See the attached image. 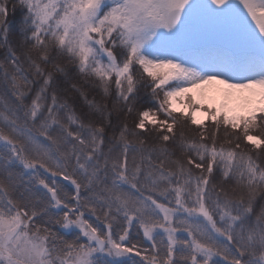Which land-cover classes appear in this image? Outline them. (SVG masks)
Wrapping results in <instances>:
<instances>
[{
    "label": "snow or ice",
    "instance_id": "6c2138e0",
    "mask_svg": "<svg viewBox=\"0 0 264 264\" xmlns=\"http://www.w3.org/2000/svg\"><path fill=\"white\" fill-rule=\"evenodd\" d=\"M9 11L0 264H264V167L241 149H264V0H12L18 27Z\"/></svg>",
    "mask_w": 264,
    "mask_h": 264
},
{
    "label": "trees",
    "instance_id": "16d2710c",
    "mask_svg": "<svg viewBox=\"0 0 264 264\" xmlns=\"http://www.w3.org/2000/svg\"><path fill=\"white\" fill-rule=\"evenodd\" d=\"M8 19H9L10 22H13V24L16 27H18V22L20 21V17L18 18L17 15H13L12 13L9 12ZM17 36H18V33L14 32L9 37L10 42H12L13 45H17V43H16L17 42L16 40L18 38ZM3 51H4L3 49H0V59H3ZM25 67H27V65H25ZM84 90L89 93L88 98L90 100L91 99H96L98 102H101V97L103 96V93H102V91L99 88H95V89L89 90V87H85ZM77 96H78V94H77ZM141 96L147 98L146 94L141 93ZM30 99H31V95L28 97V102H30ZM106 102L109 104V108H111L112 99L111 98H107ZM69 103L73 104V107H74L77 115H80L82 117V119H84L85 122L87 123L88 122L87 121V118L84 117L83 114L85 112H88L89 109H88L87 105L84 103V101L82 99H78V100H76L75 103H73V101L70 100ZM137 108H138V105H137ZM131 116H133L134 119H135L136 113L135 112L132 113ZM127 117L129 119V116H127ZM111 119H112V123L113 124H116L117 123L115 117H112ZM122 119H124L123 114H122ZM134 119L132 120V124H129V127L130 128L133 126ZM115 134L118 135V129H117V131H116ZM257 134L258 135L264 134V130H262L261 132H258ZM112 135H113V129L111 127L106 128V132H105L106 138L111 137ZM217 146H219V145L217 144ZM169 147L172 148L173 145L170 143L169 144ZM241 149L242 150H246L245 148H241ZM261 150H263V149H261ZM238 151H240V150H238ZM175 152H176V155L177 156L180 155L178 148H175ZM252 156H253L254 159L257 160V163H259L261 165V167H264V157L258 156V159H257V155H252ZM194 171L196 172V174H199L198 170H195L194 169ZM220 180H221V173L218 170H214L213 177H212V182L213 183H216V184H219L220 183ZM233 184H234V181H231L230 180V181H228V182H226L224 184V187L226 189L230 190ZM262 203H264V193H262L261 196L257 198V202H256V206H255V210L256 211H259V208H260V206H261ZM94 219L95 218L93 217V220ZM131 231H132V235H133V238L134 239H140V238H142V235H143L142 232H141L140 236L137 237V236H135V230L133 229Z\"/></svg>",
    "mask_w": 264,
    "mask_h": 264
},
{
    "label": "rangeland",
    "instance_id": "374dc122",
    "mask_svg": "<svg viewBox=\"0 0 264 264\" xmlns=\"http://www.w3.org/2000/svg\"><path fill=\"white\" fill-rule=\"evenodd\" d=\"M11 3H12V0H9V9H10V13H12V11H11ZM15 15H17V17L19 18L20 17V19H21V16H20V12L19 11H17L16 13H15ZM18 37V36H17ZM18 39V38H17ZM17 41V40H16ZM17 43V42H16ZM206 87H208L209 89H214V87H213V85H208V86H206ZM85 91V90H84ZM141 93H143V94H146V96H147V98L146 99H150V96H151V94H150V92L148 93H145L143 90H141ZM149 94V95H148ZM149 105L147 104V103H145L143 100L141 101V103L140 104H138V109H140V110H143V107H148ZM177 107H180V105H177ZM86 110V109H85ZM197 118L198 119H202V120H204L205 121V125H206V127H207V129H208V133L210 134L211 133V131H212V126H211V122L210 121H208L201 113H197ZM134 119V117L133 116H131V115H129V119H128V117H126V122L128 123V125L129 124H132V120ZM181 130H183L184 131V133H185V136L187 137V138H189V139H191V138H197L198 139V132L200 131L198 128H197V126H195V125H191V123H190V121L189 122H186V124H185V126H183V128H181V126H178L177 127V129H176V131H177V133H179ZM262 130H264V129H259V130H257V131H255V132H253L252 134L253 135H258L257 133L258 132H261ZM229 131H231L230 129H229ZM223 133H224V129L223 128H221V131H220V133L218 134V138H217V144L219 145L220 143H222L223 142V140H224V135H223ZM209 143L211 142L210 140L208 141ZM226 147H228V145H225ZM241 148H245L246 150H243V151H246V152H249L250 154H252V155H257V156H261V157H264V149L263 150H255V149H253L252 148V146L251 145H248V144H246L245 142H241ZM178 150H179V153H180V149L178 148Z\"/></svg>",
    "mask_w": 264,
    "mask_h": 264
},
{
    "label": "bare ground",
    "instance_id": "6f19581e",
    "mask_svg": "<svg viewBox=\"0 0 264 264\" xmlns=\"http://www.w3.org/2000/svg\"><path fill=\"white\" fill-rule=\"evenodd\" d=\"M214 89H223V85L213 84Z\"/></svg>",
    "mask_w": 264,
    "mask_h": 264
}]
</instances>
